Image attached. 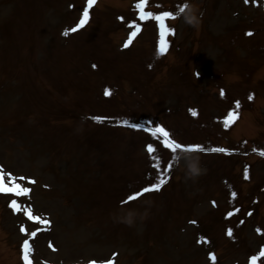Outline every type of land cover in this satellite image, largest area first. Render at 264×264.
I'll use <instances>...</instances> for the list:
<instances>
[{"label":"rangeland","instance_id":"obj_1","mask_svg":"<svg viewBox=\"0 0 264 264\" xmlns=\"http://www.w3.org/2000/svg\"><path fill=\"white\" fill-rule=\"evenodd\" d=\"M131 1L88 7V0H0V113L4 95L20 102L10 113L15 116L3 125L0 118V177L11 185L24 176L33 192L17 201L50 221L13 212L12 196H1L0 264H20L25 239L33 264H248L252 256L264 264V155L171 153L149 132L160 123L184 145L264 150V5L261 11L254 0H247L253 7L245 0H161L162 10L179 19L172 29L181 33L164 58L154 54L153 25L134 48L119 50L138 18ZM182 2L180 8L192 3L197 26L185 22L189 6L182 16L175 5ZM86 7L93 23L75 38H61L60 30ZM117 14L123 15L119 22ZM47 15L54 29L46 30L44 18L41 35L37 21ZM196 66L202 83L192 76ZM218 88L228 91L226 102ZM233 98L242 111L229 109ZM88 115L101 119L94 124ZM140 119L150 120L146 133L131 127ZM183 153L197 154L206 169L195 180L185 177ZM164 169L159 191L124 202ZM91 200L95 208L83 212L80 205ZM233 206L243 212L234 213ZM128 212L131 225L122 222ZM80 229L90 234L82 241L75 234Z\"/></svg>","mask_w":264,"mask_h":264},{"label":"snow or ice","instance_id":"obj_2","mask_svg":"<svg viewBox=\"0 0 264 264\" xmlns=\"http://www.w3.org/2000/svg\"><path fill=\"white\" fill-rule=\"evenodd\" d=\"M245 2L247 3V0H245ZM93 3H94V0H88V7H91ZM145 3H146V0H139V3H137V5H136V8L140 10V19L146 20V19L151 18L157 22V25H158L159 30H160V37H161L159 51L164 52V51H166V48H167V44H166V41L164 40V37L166 34H168L169 32L172 31L171 29H169L166 26L165 19L168 17H171L173 14L171 12H168V11H162L158 14L153 13V12H145L144 11ZM88 7H86L84 9L82 18L80 19L79 23L74 28L64 30L63 34L65 36L68 35L69 31L75 32L77 29L81 28L83 25H85L87 23L88 16H89ZM180 11H183V8H181ZM139 30H140L139 25H136V31L139 32ZM132 35H135V33H132ZM248 35H251V32H249ZM130 42H131V36H130L129 41L127 43H130ZM127 43L125 44V47H127ZM93 67H95V65H93ZM108 94H109L108 90H105V95H108ZM221 95H223V90L221 91ZM251 98L252 97L249 96V99H251ZM237 107H239V102H237ZM190 111H192L193 115H195L194 110H190ZM93 119L99 121L101 118L100 117H93ZM124 123L127 124L128 122L125 121ZM131 127L141 128L143 126L137 125V124H132ZM149 131H150L151 136H153V137H156L157 135L161 136L163 138V141H162L163 147L170 150L171 153H175L177 150H181V151H185V152L214 151V152H221V153L227 151V149H224V148L204 149L199 144L184 145V144L178 143L174 139H171L169 132L164 127H161V126H156L154 129H150ZM147 148H148L149 153L153 152V146L151 144L147 145ZM260 155H264V152H261ZM156 159H159V158L156 157ZM172 159L176 160V157L173 155ZM156 167L159 169L160 165L157 164ZM168 167L169 168L172 167L171 161L168 162ZM166 171H167V169H164L163 171L158 172L155 182L151 183L147 187H144L142 190L136 191L133 195H129L127 197V201H124V202L134 201L137 197L141 196L143 193H147L150 191H159L160 188L166 183V178H165V172ZM29 191H30L29 188L22 187L20 184H16L15 187H9L3 182V178L0 177V192H15V194L17 196H19V195H27L29 193ZM233 195H235V193H233ZM11 206H13V207L16 206L15 200L11 201ZM27 215H28V218L30 220L37 221V222L41 221V217L33 215L30 208L27 211ZM228 215L231 216L232 213L229 212ZM46 223H50V221H46ZM21 231H24V229L21 228ZM257 231H259V229ZM31 235L35 236L36 232L33 231L31 233ZM227 235L230 237L232 236V229L231 228L227 229ZM201 239H203V237ZM23 249H24L23 260H24L25 264H31V261L29 259L30 245H29V241L27 239H25L23 241ZM113 255H115V253ZM209 255H210L211 259L213 261H215V259H216L215 255L212 253H209ZM260 255L264 256V249L261 250ZM256 260H257L256 256L251 257L252 264H255ZM90 264H96V262L91 261ZM106 264H112V262L106 261Z\"/></svg>","mask_w":264,"mask_h":264},{"label":"clouds","instance_id":"obj_3","mask_svg":"<svg viewBox=\"0 0 264 264\" xmlns=\"http://www.w3.org/2000/svg\"><path fill=\"white\" fill-rule=\"evenodd\" d=\"M184 20L186 23L197 26L199 23V15L192 9L191 6L186 10L184 14ZM179 159L184 162L185 165V177L188 179L195 180L197 177L202 175L206 169L200 163V158L197 154L194 153H183L180 155ZM132 215L131 212L125 214V218L122 222L131 225L132 219L130 218Z\"/></svg>","mask_w":264,"mask_h":264},{"label":"bare ground","instance_id":"obj_4","mask_svg":"<svg viewBox=\"0 0 264 264\" xmlns=\"http://www.w3.org/2000/svg\"><path fill=\"white\" fill-rule=\"evenodd\" d=\"M92 204H93V203H92ZM75 234L77 235V237H78L79 239H82V238H84V237L87 235V232L84 231V230H78Z\"/></svg>","mask_w":264,"mask_h":264}]
</instances>
